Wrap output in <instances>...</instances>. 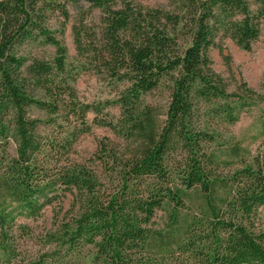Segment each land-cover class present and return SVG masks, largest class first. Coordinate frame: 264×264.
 <instances>
[{
  "label": "trees",
  "instance_id": "obj_1",
  "mask_svg": "<svg viewBox=\"0 0 264 264\" xmlns=\"http://www.w3.org/2000/svg\"><path fill=\"white\" fill-rule=\"evenodd\" d=\"M82 4L100 10L102 27L91 30L83 17L74 24L84 60L72 66L48 18L60 10L68 19L67 7ZM263 31L264 0H175L172 9L1 0L0 264L17 255V222L55 205L47 233L55 249L29 264L85 246L94 249L87 264H264V117L255 154L222 134L264 94L246 81L231 91L210 56L227 37L251 51ZM37 41L54 55L17 53ZM78 68L105 77L115 97L83 100ZM163 86L161 119L146 97ZM95 126L115 138L77 158L76 144Z\"/></svg>",
  "mask_w": 264,
  "mask_h": 264
},
{
  "label": "rangeland",
  "instance_id": "obj_2",
  "mask_svg": "<svg viewBox=\"0 0 264 264\" xmlns=\"http://www.w3.org/2000/svg\"><path fill=\"white\" fill-rule=\"evenodd\" d=\"M1 1V0H0ZM175 0H135V3L144 7L155 8L163 7L172 9ZM70 17L66 19L60 10L49 13L48 26L60 37L68 47V61L72 66H80L84 58L78 55L73 35L74 24L80 22L81 17L84 23L91 30H100L101 12L98 9H92L87 4H82V8H76L71 5L68 7ZM221 52L219 47H214L210 51L213 61V68L228 83L231 91L236 90L243 81H246L251 87L264 94V31L259 40L253 45L251 51L240 48L231 38L222 39ZM55 49L42 41L26 42L17 48L19 55L33 57L50 58L54 55ZM85 68V67H83ZM80 69L76 87L79 96L87 101L112 99L116 92L112 89L109 81L97 74L93 69ZM167 87L163 86L147 95L148 102L157 105L162 110L161 119L165 118L164 112L168 106ZM113 114H119L118 109H109ZM35 114H39L37 110ZM93 114L89 118H93ZM264 117V104L258 103L250 110L244 112L241 119L230 128L222 130L223 139H229L234 136L245 147L251 149L255 154L262 145L263 137L260 135L261 121ZM115 138L111 131L105 127H93L91 133L81 137L76 144L77 158L85 159L91 157L97 150L98 141L104 137ZM262 149V147H261ZM69 200L64 203L65 209L69 207ZM59 206H49L41 211L36 218H21L16 225L17 255L11 260V263L5 264H29L32 261L39 260L42 254L52 253L55 246L49 243L47 233L55 228L54 221ZM261 225L264 228V210H261ZM54 254V253H53ZM94 254V249L85 246L79 252L71 254L55 255L49 258L45 264H87Z\"/></svg>",
  "mask_w": 264,
  "mask_h": 264
}]
</instances>
